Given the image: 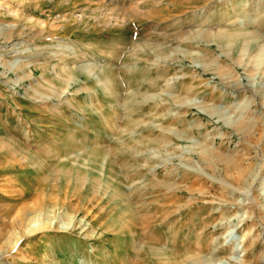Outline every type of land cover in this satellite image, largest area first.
Instances as JSON below:
<instances>
[{
    "label": "rangeland",
    "instance_id": "1",
    "mask_svg": "<svg viewBox=\"0 0 264 264\" xmlns=\"http://www.w3.org/2000/svg\"><path fill=\"white\" fill-rule=\"evenodd\" d=\"M0 264H264V0H0Z\"/></svg>",
    "mask_w": 264,
    "mask_h": 264
},
{
    "label": "bare ground",
    "instance_id": "2",
    "mask_svg": "<svg viewBox=\"0 0 264 264\" xmlns=\"http://www.w3.org/2000/svg\"><path fill=\"white\" fill-rule=\"evenodd\" d=\"M206 24H207V23H206ZM16 63H18V61H17ZM19 67H20V66H19ZM33 71H34V70H33ZM42 102H43V101H42ZM251 122H252V121H251ZM11 168H12V167H11ZM32 211H33V210H32ZM36 212H37V211H36ZM23 213H24V212H23ZM24 214H25V213H24ZM38 215H40V214H38ZM34 216H35V215H34ZM36 216H37V215H36ZM25 218H27V217H25ZM30 218H31V217H30ZM30 218H29V219H30ZM48 218H49V217H48ZM48 218H47V219H48ZM27 220H28V219H27ZM33 220H35L34 217L32 218L31 223L34 222ZM29 221H30V220H29ZM47 225H48V224H47ZM37 226H38V225H35V226H32V227L34 228V227H37ZM39 226H40V225H39ZM26 228H27V227H26ZM26 228H25V229H26ZM28 228H30V227H28ZM38 228H39V227H38ZM43 228H44V227H43ZM22 229H23V228H22ZM23 232H24V231H23ZM31 232H32V230H31ZM29 233H30V232H29Z\"/></svg>",
    "mask_w": 264,
    "mask_h": 264
}]
</instances>
